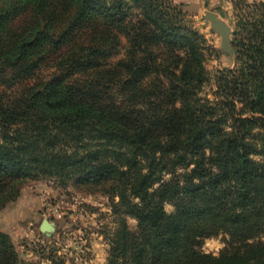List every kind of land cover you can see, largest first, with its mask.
<instances>
[{"label":"trees","instance_id":"16d2710c","mask_svg":"<svg viewBox=\"0 0 264 264\" xmlns=\"http://www.w3.org/2000/svg\"><path fill=\"white\" fill-rule=\"evenodd\" d=\"M233 12L210 75L174 0H0V211L52 179L116 199L106 264H264V0Z\"/></svg>","mask_w":264,"mask_h":264},{"label":"rangeland","instance_id":"374dc122","mask_svg":"<svg viewBox=\"0 0 264 264\" xmlns=\"http://www.w3.org/2000/svg\"><path fill=\"white\" fill-rule=\"evenodd\" d=\"M186 10L185 24L204 40L205 68L210 75L217 69L231 65L221 53L219 36L204 21L206 10L214 11L233 31V3L235 0H174ZM248 3L258 0H246ZM232 38V35L230 36ZM124 42V41H123ZM212 86H204L208 98ZM255 159L258 157L254 156ZM116 199L101 191L91 192L74 185L62 186L52 179H32L24 183L17 199L0 211V232L7 234L18 256L34 264H106L109 242L119 227L121 216L116 215ZM167 212L172 205L165 204ZM46 219L54 230L46 235L40 231ZM127 227L135 230L137 223L124 217ZM229 236L220 233L204 238L198 249L218 255L228 245Z\"/></svg>","mask_w":264,"mask_h":264},{"label":"water","instance_id":"95a60500","mask_svg":"<svg viewBox=\"0 0 264 264\" xmlns=\"http://www.w3.org/2000/svg\"><path fill=\"white\" fill-rule=\"evenodd\" d=\"M204 21L209 23L211 29L216 32L219 36V47L220 50L226 54L231 62L234 60V50L232 48V29L230 26L222 21L218 15L212 10H206L203 14ZM40 231L44 234L49 235L54 230V224L44 219L40 226Z\"/></svg>","mask_w":264,"mask_h":264}]
</instances>
